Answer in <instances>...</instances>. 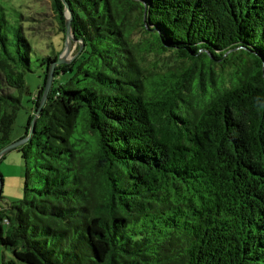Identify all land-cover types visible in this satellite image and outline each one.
<instances>
[{
	"label": "trees",
	"instance_id": "1",
	"mask_svg": "<svg viewBox=\"0 0 264 264\" xmlns=\"http://www.w3.org/2000/svg\"><path fill=\"white\" fill-rule=\"evenodd\" d=\"M67 3L79 46L17 148L3 264H264V0ZM32 55L0 6V153Z\"/></svg>",
	"mask_w": 264,
	"mask_h": 264
},
{
	"label": "rangeland",
	"instance_id": "2",
	"mask_svg": "<svg viewBox=\"0 0 264 264\" xmlns=\"http://www.w3.org/2000/svg\"><path fill=\"white\" fill-rule=\"evenodd\" d=\"M7 19L11 24H23L25 34L32 46V72L26 74V84L29 93L22 96V109L19 111L12 133V141H20L27 133L29 120L35 115L34 99L41 85L45 81L46 66H41L43 58L59 56L71 62L77 52L79 42H71L66 52L70 39H64V34L57 30L56 18L50 0H0ZM138 35L136 39L140 38ZM158 59V58H156ZM154 60L151 58V61ZM167 61L162 57L160 61ZM68 77L65 75L56 79L55 85L66 84ZM17 96H20L16 92ZM27 166L22 152L15 149L8 152L0 162V173L3 177V201H0V218L5 216L8 204L21 202L26 195ZM8 224L4 221L3 230L8 232ZM13 258L10 249L0 245V264Z\"/></svg>",
	"mask_w": 264,
	"mask_h": 264
},
{
	"label": "water",
	"instance_id": "3",
	"mask_svg": "<svg viewBox=\"0 0 264 264\" xmlns=\"http://www.w3.org/2000/svg\"><path fill=\"white\" fill-rule=\"evenodd\" d=\"M62 2L64 3V5L66 6V17H67V22H66V29H67V39H70V42L69 43H66L67 44V47H66V52L69 48V45L71 44V42H76L78 43V41H76V39L74 38V35H73V32H72V26H71V21H72V13H71V10H70V6L69 4L67 3V0H62ZM69 62H67L66 60H63L62 58H59V60L54 63L52 65V68L49 72V76H48V79H47V82H46V88H45V92H44V97H43V100L41 102V106L38 110V112L36 113V116L34 118V121L32 123V129L30 131V134L28 135L27 138H25L24 140H20L16 143H13L12 145H10L8 148H6L3 152L0 153V160L10 151L12 150H15L21 146H23L24 144H26L30 137L32 136V133H33V130H34V126H35V123L40 115V113L42 112L48 98H49V95H50V92L52 90V87H53V83H54V71L55 69L58 67V66H61V65H64V64H68ZM3 187H4V181H3V177L0 176V195H2V192H3Z\"/></svg>",
	"mask_w": 264,
	"mask_h": 264
}]
</instances>
